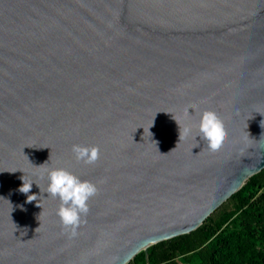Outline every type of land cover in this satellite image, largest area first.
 Segmentation results:
<instances>
[{"label":"water","instance_id":"1","mask_svg":"<svg viewBox=\"0 0 264 264\" xmlns=\"http://www.w3.org/2000/svg\"><path fill=\"white\" fill-rule=\"evenodd\" d=\"M264 169V0H0V264H129Z\"/></svg>","mask_w":264,"mask_h":264},{"label":"trees","instance_id":"2","mask_svg":"<svg viewBox=\"0 0 264 264\" xmlns=\"http://www.w3.org/2000/svg\"><path fill=\"white\" fill-rule=\"evenodd\" d=\"M179 258L186 264H264V169L196 230L147 250L149 264H179ZM129 264H146L144 253Z\"/></svg>","mask_w":264,"mask_h":264},{"label":"rangeland","instance_id":"3","mask_svg":"<svg viewBox=\"0 0 264 264\" xmlns=\"http://www.w3.org/2000/svg\"><path fill=\"white\" fill-rule=\"evenodd\" d=\"M230 207H232V204L230 205ZM178 263H179V264H186V263L183 261L182 258H179V259H178Z\"/></svg>","mask_w":264,"mask_h":264}]
</instances>
